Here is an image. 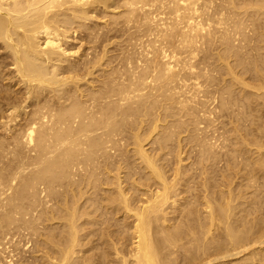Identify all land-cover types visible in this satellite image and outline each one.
I'll use <instances>...</instances> for the list:
<instances>
[{
    "label": "bare ground",
    "instance_id": "bare-ground-1",
    "mask_svg": "<svg viewBox=\"0 0 264 264\" xmlns=\"http://www.w3.org/2000/svg\"><path fill=\"white\" fill-rule=\"evenodd\" d=\"M0 264H264V0H0Z\"/></svg>",
    "mask_w": 264,
    "mask_h": 264
}]
</instances>
